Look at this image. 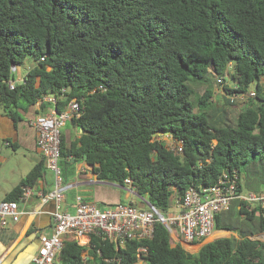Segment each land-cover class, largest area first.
Instances as JSON below:
<instances>
[{
	"label": "trees",
	"instance_id": "obj_1",
	"mask_svg": "<svg viewBox=\"0 0 264 264\" xmlns=\"http://www.w3.org/2000/svg\"><path fill=\"white\" fill-rule=\"evenodd\" d=\"M27 56L35 64L10 89V66ZM214 78L225 107L210 89L192 87ZM263 78L264 0H0L2 113L15 124L45 95L57 112L75 100L70 123L82 132L69 142L60 134L63 179L79 162L98 180L126 187L128 178L165 217L175 210L171 197L180 204L189 187L212 186L222 174L236 177L240 192L264 191ZM250 90L231 115L228 106ZM164 135L181 140L182 152L169 150ZM46 173L41 160L3 200L19 205ZM214 230L236 236L190 252L156 222L151 238L119 249L100 236L87 245L66 240L57 263L264 264V240L252 238L264 232V206L248 210L234 199Z\"/></svg>",
	"mask_w": 264,
	"mask_h": 264
},
{
	"label": "built area",
	"instance_id": "obj_2",
	"mask_svg": "<svg viewBox=\"0 0 264 264\" xmlns=\"http://www.w3.org/2000/svg\"><path fill=\"white\" fill-rule=\"evenodd\" d=\"M16 69V65L10 66L13 75ZM24 77L9 80L8 87L13 89L16 83H23ZM253 95L254 91L250 90L247 95H241L239 98ZM234 99V96H230L231 101ZM38 102H47L54 106L55 97L45 95ZM78 116V104L72 100L61 112H57L53 107L51 111L36 114L29 120V124L35 129L36 144L41 151L44 165L52 175V189L41 196V202H54V210L51 212L54 220L52 233H40L39 246L31 257L32 264H58L57 257L66 240L87 245L91 236H100L112 242L116 249L127 241L147 240L153 236L156 222L162 223L177 243L190 247L195 241L204 240L212 233L216 215L227 210L232 200L245 202L246 208L252 203H255V206H264V193L240 192L236 177L222 174L212 186L189 187L182 202L176 204L177 208L175 207L173 213L167 217L142 197L139 199L144 208H138L135 203L129 201L108 204L101 209L95 203L84 199L83 195L75 194L73 212L65 211L62 208L64 193L71 185L63 179L59 164L60 134L65 123ZM159 138L165 141L167 148L172 152H182L181 140H174L168 135ZM125 184L133 191L128 178L125 179ZM30 193L28 187L24 188L22 199L27 198ZM18 206L17 201H0V229L6 227L9 220L18 221L21 214ZM138 250L145 251V248L140 247ZM141 261L142 259L139 260Z\"/></svg>",
	"mask_w": 264,
	"mask_h": 264
},
{
	"label": "crops",
	"instance_id": "obj_3",
	"mask_svg": "<svg viewBox=\"0 0 264 264\" xmlns=\"http://www.w3.org/2000/svg\"><path fill=\"white\" fill-rule=\"evenodd\" d=\"M25 75L26 73H23L17 78ZM53 107L51 103L37 102L29 106L26 111L19 110L22 118L15 124L0 109V201H3L36 163L43 160L36 144L35 129L29 124V120L36 114L51 111ZM61 132L65 141L69 142L73 137H79L81 130L74 127L69 120ZM65 181L71 185L65 191L62 203V208L68 212L74 210L75 194L83 195L84 199L95 203L98 207L129 202L131 195H135L127 186L98 180L91 166L84 162L76 163L72 178H65ZM28 188L30 195L23 198L18 206L21 212L18 221L9 220L6 227L0 229V264H32L31 257L39 246L40 233L47 235L52 233L54 220L51 212L54 210V202L53 200L41 202V196L52 189L51 173L47 170L43 178L33 187ZM216 231L210 233L204 240L209 242L219 237L236 236V233L232 232H229L230 235H225L228 232L226 230ZM171 238L175 240L174 237Z\"/></svg>",
	"mask_w": 264,
	"mask_h": 264
},
{
	"label": "rangeland",
	"instance_id": "obj_4",
	"mask_svg": "<svg viewBox=\"0 0 264 264\" xmlns=\"http://www.w3.org/2000/svg\"><path fill=\"white\" fill-rule=\"evenodd\" d=\"M35 64V61L33 59V57L31 56H27L23 63L21 65H17V69H16V72L14 73V77L15 79L23 74V73H27V71ZM262 81L264 82V78L262 79ZM195 93L197 94H202L204 93L205 89L208 88L210 89L211 91H213L214 93V102L217 104V107H225L226 105V98H227V95H226V92L224 91V88H223V84H219L216 79H211L210 81L206 82V83H202V84H193L192 85ZM219 96V97H217ZM235 104L234 106H228L230 109H231V115H234L236 114L240 108L243 106V102L244 100L241 99V98H238L236 99L235 101ZM11 149V148H10ZM9 174V173H8ZM72 178V174H68V179H71ZM243 191V190H242ZM248 190H244L243 192H246ZM261 193H264V191H262ZM130 200L131 202L135 203V205L138 207V208H144L145 206L140 203V199L139 197L137 198L135 195H131L130 197ZM171 204H172V211H173V208L175 207L176 205V199L175 197H171ZM255 206V203H252V204H249V206L247 207L248 210H251L253 209V207ZM104 207V206H103ZM103 207H99V208H103ZM216 230H213L212 233H214ZM227 231V230H226ZM230 231H228L227 233H225V235H230L229 234ZM252 238H256V239H260V240H264V232L263 233H260V234H256L254 236H252ZM208 242V240H202L200 243H197L195 246L193 247H189V246H186V245H183V247L187 250V251H190V252H196L200 246L204 243ZM172 243H175V240H172ZM138 264H145L143 261L139 262Z\"/></svg>",
	"mask_w": 264,
	"mask_h": 264
},
{
	"label": "water",
	"instance_id": "obj_5",
	"mask_svg": "<svg viewBox=\"0 0 264 264\" xmlns=\"http://www.w3.org/2000/svg\"><path fill=\"white\" fill-rule=\"evenodd\" d=\"M81 130V129H80ZM81 132H82V130H81ZM134 194L136 195V196H138V197H140L138 194H136L135 192H134Z\"/></svg>",
	"mask_w": 264,
	"mask_h": 264
},
{
	"label": "bare ground",
	"instance_id": "obj_6",
	"mask_svg": "<svg viewBox=\"0 0 264 264\" xmlns=\"http://www.w3.org/2000/svg\"><path fill=\"white\" fill-rule=\"evenodd\" d=\"M217 232V231H216ZM220 233V232H219Z\"/></svg>",
	"mask_w": 264,
	"mask_h": 264
}]
</instances>
